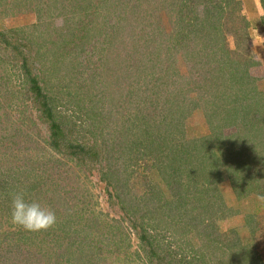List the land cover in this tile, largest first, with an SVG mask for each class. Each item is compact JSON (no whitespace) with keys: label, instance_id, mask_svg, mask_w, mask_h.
<instances>
[{"label":"rangeland","instance_id":"1","mask_svg":"<svg viewBox=\"0 0 264 264\" xmlns=\"http://www.w3.org/2000/svg\"><path fill=\"white\" fill-rule=\"evenodd\" d=\"M192 3L0 0V30L12 34L0 36V182L17 183L0 195V264H46L38 253L46 249L50 264H238L248 251L264 264V65L257 59L264 25L253 17L264 9L261 0H241L228 15L219 1L204 10ZM215 25L223 47L240 54L223 74L199 56L203 33ZM20 42L49 59L61 49L48 79L60 83L51 90L56 112L69 117L76 93L98 111L81 116L79 128L78 115L63 119L72 142L90 145V166L57 149L46 138L49 125L35 123L30 94L15 92L23 81ZM30 66L37 73L39 64ZM243 67L256 80L250 85L236 80ZM230 95L239 99L226 105ZM248 105L261 113L256 124ZM229 106L239 108L234 122ZM54 177L61 188L52 189ZM25 178L35 188L20 185ZM18 191L53 210L56 226L32 233L13 225L10 198ZM194 255L201 259L191 262Z\"/></svg>","mask_w":264,"mask_h":264},{"label":"trees","instance_id":"2","mask_svg":"<svg viewBox=\"0 0 264 264\" xmlns=\"http://www.w3.org/2000/svg\"><path fill=\"white\" fill-rule=\"evenodd\" d=\"M218 1L220 4V5H218L219 12L222 11L224 14L234 15L235 12L240 9L239 5H241V0H232V1H234L233 4H235L233 6H232V1L229 2V0H227V3L224 2L223 0H192V2H193L192 4H198L197 6L201 5L202 10H204L205 7H207V8L211 7L212 4H215V2H218ZM261 4H262V7L264 9V0H261ZM243 18H244V16H243ZM262 23L264 25V15L262 16ZM215 26H214V28L212 27L213 29H210L211 31L207 32L205 30V32L203 33L204 36H207L208 41H204L205 45H203V43H202V45L200 47L199 56L201 57L200 61L202 62V64H209V67H208L209 69H213V71H216L219 74H223V73H226V69L232 67L231 65H233L236 61L239 60L240 54L236 50L229 49V48L225 49V47H223V45H224V43H226V41L224 39L222 41V40H220L219 37H216L215 31H216V28H217V31H219V26H216V27ZM198 29L200 31L204 30V28H201V27ZM14 31H15V34L13 35V38L16 39L17 34L22 33L21 31H23V30L17 28ZM212 35H213V37H212ZM0 36L1 37L6 36V40L8 41V39L12 36V34L8 31L3 32L0 30ZM17 39L19 40L20 38L17 36ZM213 39H214V42H215L217 48L213 47ZM210 40H212V42ZM0 43H2V41H0ZM20 43L21 44L18 45L19 47H16V50H17V53L19 55H21V59H22V65L20 66V75L22 76L23 81H21L22 87L15 92H20L22 94H25V92H27L26 94H30L31 101H32L30 103V105L32 107H34L36 109V112H37L36 116H35V123H36L37 119H39L41 121L43 120V125L44 124L49 125V128L46 129L47 130L46 138H48L50 141H52V144L57 149H59L62 152H65L64 155L66 157H68L69 160H72L74 162L76 161L78 165L88 164L90 166V163L88 162V157H89V153H90V151H89L90 145H88V143H85V142L83 143V141H81L80 138H77V141L72 142V139L69 138V136L67 135V129H68L67 123H65V121H63V119H68L69 117H72L73 115H78V118H76V119H74V121H72V125L75 124L78 126L77 128H79V127H83L84 120H86L85 118H80L81 116H85L86 118H89L90 116L92 118H96L95 116L98 115V111H95L94 109H88L84 105V100L82 101L83 98H81V96H83V95L80 96V94L76 93L75 95H73V99H75V101H76L75 105H76L77 109H75L74 111L72 110L73 113L71 115H69V117H68V115H63L60 111L56 112V110H58L57 99L54 95L51 94V90L53 89V86H56V85L60 86V83L54 82L53 85H48V82H49L48 79L50 76H52L53 73H55L56 64H58V62H59L58 61L59 56L63 55V53L61 52V49L60 50L58 49L55 52L53 51L52 59H49V58H47L48 57L47 52L44 51L43 49H41V47H39L37 49V51L35 52V54L33 55L32 51H30L31 47L29 44L24 45V43H22V42H20ZM11 47H12V50H14L13 45H11ZM205 48L210 49V50H206ZM248 49L250 52V49H251L250 46L248 47ZM63 52H64V49H63ZM210 55L211 56L215 55V56L211 57V59H209ZM33 58H35V59H33ZM36 59H38L40 61H38ZM214 60L216 61V63H218V66H216V67H212V65H214L212 63V61H214ZM31 62L39 64V66L36 67V69H38L37 73H33L34 70L30 66ZM220 65L222 67H219ZM236 66H240V64L236 65ZM241 67H242V63H241ZM6 68L8 70V66H6ZM243 68H245V70L243 71L242 69H240V74H238V75H237L238 69H236V75H237L236 80L242 85H244V83L248 82V81L255 82L256 80L249 73L247 68L246 67H243ZM232 69H234V68L232 67ZM41 71H44L46 75L42 76L40 74ZM201 72L204 73V69H201L200 73ZM6 75H5L6 77H4L5 81L7 83L11 84L13 81L11 73L7 71ZM1 77L3 78V76H1ZM217 77H218V75H217ZM244 79H246L245 82H244ZM252 82H248L247 84L250 85ZM43 83L45 85H43ZM48 86H50V87H48ZM10 90H12V89H10ZM12 91H11V93H12ZM2 92H3V90H2ZM3 93H5V92H3ZM238 99H239V96L234 97L233 95H230V97L228 99L224 100V102L226 105L227 104L231 105V104L235 103ZM222 105L224 106V103L220 104L219 106H222ZM217 107H218V105H217ZM233 108H234L233 106H229L228 108L225 107L224 112L225 113H226V111H227V113L230 112L229 114H232L234 116V119H233V122H234L239 117V108L238 109H233ZM231 109H233V110H231ZM246 110H247L246 111V117L249 116L250 114L259 116L258 118L250 119L253 121V124H256L255 120H259L262 117L260 111H257L256 108H254V109H253V107L250 108L248 105V108L246 107ZM2 117L5 118V114H3V115L0 114V124H1ZM28 120H30V119H28ZM161 121L165 122L164 120H161ZM230 123L232 124V122H230ZM146 134H148V132ZM158 137H161V136L158 135ZM2 139H3V137H2ZM2 139H1V135H0V141H2ZM144 141L145 140H142L141 143H143ZM133 144L138 145L139 142H134ZM147 148L150 149V146ZM174 151L176 152V150H174ZM175 156L176 155L174 154L173 158ZM73 158H75L76 160ZM92 168H90V169H92ZM175 174H177L176 170L171 172V175L175 176ZM48 176H52V175L48 174ZM50 180H51L50 184H51V187L53 190L57 189V188H61L63 186V181L61 178H55L54 177V178H50ZM18 181H20V185H21L22 181H24L23 184L25 185V187H28L27 190L35 188V187H32L33 183H31L29 185V182H31L32 180L29 181L28 178H25L24 180L19 179ZM180 183H181V181L178 182V185H181ZM16 184L17 183H14L13 186H16ZM69 184H70V182L68 183V185ZM13 186L11 185L10 187H8V185L6 183H3L1 181L0 182V190H1L0 195H7L6 191L9 192L10 190H8V189L12 188ZM47 190L48 189H45L44 191H47ZM60 192H61V190H59V193ZM54 196H56V195H54ZM140 228H141V230L146 231L145 225H141ZM124 235L126 238H128V234L125 233ZM143 237H144V241H147V240H145L146 235H144ZM240 240H242V238H239V241ZM48 250L49 249L39 250V252H38V253H43L41 256H39L41 259L40 261L46 260V264H50V262L47 259L53 252L52 249L49 251ZM11 252L12 251H10V253ZM251 254H252V252L248 251V253H247L248 259L246 261H238L237 263L238 264H256V260H257V258H259V256H256L255 254L253 256H251ZM60 257H62V256L60 255ZM197 259H201V258L194 255L193 257H191V262H193ZM63 260H66V259L64 258ZM6 262L9 263L8 258L6 259Z\"/></svg>","mask_w":264,"mask_h":264},{"label":"clouds","instance_id":"3","mask_svg":"<svg viewBox=\"0 0 264 264\" xmlns=\"http://www.w3.org/2000/svg\"><path fill=\"white\" fill-rule=\"evenodd\" d=\"M11 223L27 232H41L54 228L57 224L56 213L38 201H28L23 191L11 194Z\"/></svg>","mask_w":264,"mask_h":264},{"label":"crops","instance_id":"4","mask_svg":"<svg viewBox=\"0 0 264 264\" xmlns=\"http://www.w3.org/2000/svg\"><path fill=\"white\" fill-rule=\"evenodd\" d=\"M257 12L258 13L253 14V17H262L263 16L262 15L263 13L261 14V9H260L259 6H257ZM261 36H262L260 38V41H261V44H262V47H260L261 48V52H260L261 55H258L257 59L262 63V65H264V31H262ZM252 40H254V39H252ZM258 54H259V52H258Z\"/></svg>","mask_w":264,"mask_h":264}]
</instances>
